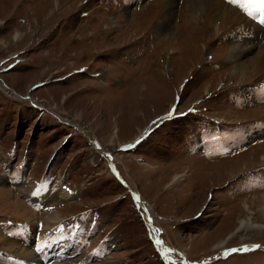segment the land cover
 I'll list each match as a JSON object with an SVG mask.
<instances>
[{
	"label": "rangeland",
	"instance_id": "1",
	"mask_svg": "<svg viewBox=\"0 0 264 264\" xmlns=\"http://www.w3.org/2000/svg\"><path fill=\"white\" fill-rule=\"evenodd\" d=\"M204 5L0 0V264L32 230L42 264H264V62L237 73L252 29L193 31Z\"/></svg>",
	"mask_w": 264,
	"mask_h": 264
},
{
	"label": "bare ground",
	"instance_id": "2",
	"mask_svg": "<svg viewBox=\"0 0 264 264\" xmlns=\"http://www.w3.org/2000/svg\"><path fill=\"white\" fill-rule=\"evenodd\" d=\"M197 1H199V0H197ZM169 2V1H168ZM226 0H205V5L204 6H206V14H204V15H201L200 13H198V12H194L193 14H192V16H191V20L190 21H192V22H195L196 24H195V26L193 25V28H191V29H193V31H194V29L197 31V26L199 27V26H204V24L205 23H209L210 21V24L212 23V21H214V20H217V21H219L220 22V24L218 25V26H215V25H212V28L214 29V33L216 34V32H217V30H220V28L222 27L221 25H223V24H225L227 21H229L230 19H234V21L233 22H235V21H237L236 23H237V26L239 27V30H238V33H237V36H238V38L241 36V34H242V32H245V30L246 29H252V32H246L248 35L247 36H251V38L250 39H247L246 41H248L247 43L246 42H244L243 44L242 43H235V42H237L238 41V39H234V43L233 44H231V46L229 47V49H228V47H227V50H229V52L228 53H230L229 54V61H235L236 63H238L239 65H237L238 67H237V69L239 70V72H237V73H242V75H245V74H247L246 72H247V70H248V68H250V67H253V65H254V63H256L255 61H263L264 62V45L262 46V48L258 51L259 53L258 54H256L255 55V57H249V56H242V54L243 53H247V54H250V52H252L253 50H255V49H257V46L255 45V43H254V40L256 39L257 40V42L258 41H263L264 40V27H262V26H260V25H258L257 23H255L252 19H250V18H247V17H245V18H243V17H241L239 14H237V12L233 9V8H230L228 5H226ZM239 2L241 3V4H245V3H247V0H239ZM160 3V2H159ZM200 3V2H199ZM203 3H204V1H203ZM198 4V3H197ZM202 5V4H201ZM161 7V6H160ZM168 7V6H167ZM199 8V7H198ZM201 9V8H200ZM192 10H193V8H192ZM196 11V10H195ZM184 13V12H183ZM188 13V12H187ZM190 14V13H189ZM262 14H263V16H264V11L262 12ZM185 15V14H184ZM242 15V14H241ZM243 16V15H242ZM188 17H190V16H188ZM248 19V20H247ZM186 22V21H185ZM188 22V21H187ZM263 22H264V20H263ZM216 23V22H215ZM186 24V23H185ZM160 27H162L163 28V30L164 29H166L165 28V26H163V25H160ZM237 28V27H236ZM206 29V28H205ZM201 30V29H200ZM165 32V31H164ZM204 32V31H203ZM191 34V33H190ZM235 34V33H234ZM202 35H204V34H202ZM236 36V35H235ZM204 37V36H203ZM192 38V37H191ZM243 38V37H242ZM232 39V38H231ZM199 40V39H198ZM202 40V39H201ZM201 40H199V41H193L192 43H190V44H192V45H194V47H197V44L198 45H202V41ZM239 41H240V39H239ZM238 41V42H239ZM185 42V41H184ZM191 42V41H190ZM233 42V41H232ZM192 49V48H191ZM226 49V48H225ZM224 49V50H225ZM188 50H190V49H188ZM193 50V49H192ZM196 51V50H195ZM189 53V52H188ZM228 56V55H227ZM190 57H191V55H190ZM187 59V58H186ZM242 59V60H241ZM255 59V60H254ZM186 63L187 64H189V63H191V61H189V59H188V61H186ZM258 64V63H257ZM191 65V64H190ZM256 65V64H255ZM233 68H234V66H233ZM235 69V68H234ZM235 71V70H234ZM255 73H252L251 75H254ZM244 77V76H243ZM260 79H258V83H256L255 82V84L256 85H260V83L262 84V91L264 90V75L263 76H260L259 77ZM261 78H263V79H261ZM254 84V85H255ZM249 87H251V86H249ZM252 88V87H251ZM257 89H258V87H257ZM252 90V89H251ZM256 90V89H255ZM244 93H245V91H244ZM59 118V117H58ZM59 120H61V118L59 119ZM62 121V120H61ZM63 122V121H62ZM64 123H66V122H64ZM260 122H258L257 124H254L253 126L251 125L250 127H246V128H249V131H248V133H252V131L253 130H260V129H262V128H260L261 127V125L263 124V122L262 123H260ZM256 125V126H255ZM264 127V126H263ZM260 128V129H259ZM236 132V131H235ZM248 133H245V135H247ZM239 134V135H238ZM244 135V132L243 131H241L240 133L238 132L237 133V135H235L236 137L237 136H239V137H242L241 135ZM256 153H258V152H256ZM253 160V159H252ZM264 162V160L261 162V163H263ZM260 163V164H261ZM247 164L248 163H246V164H244V163H242V165H241V167H236L238 170H240L239 168H241V169H245L246 167H248L247 166ZM216 171V170H215ZM229 171V172H228ZM227 171V174L228 173H230V175H232V174H234V172H235V170H233V171H231V170H228ZM42 186V184H40V185H38L37 186V189L35 190V192L33 191V194H31L30 196V198L32 199V201H34L33 200V195H39V201L37 202L38 204L39 203H41V197H40V193L39 192H44L45 194H47L46 192H49V194H47V195H49V196H56L57 195V193L55 192V194H53V191L51 192L50 191V189H49V191H47L46 190V188H43V187H41ZM65 188H67V187H65ZM60 189H62V188H60ZM67 189H69V188H67ZM70 190V189H69ZM55 191V190H54ZM57 191H58V189H57ZM12 192H15V191H12ZM59 194H60V197L62 198V197H70V194L69 193H66L65 192V190H61L60 192H59ZM256 199V198H255ZM45 201V200H44ZM43 201V202H44ZM28 214V213H27ZM33 217V214H31V217L29 216V217H26V223L24 224V225H20L19 223H16L15 221H12V220H6L5 221V224H6V227L10 224H13V225H16V226H34L31 222L32 221H30L31 219L30 218H32ZM58 218V216H53L52 218H50L51 220H54V219H57ZM241 223L243 224L244 223V221L242 220L241 221ZM8 228V227H7ZM12 228H14V227H11V229ZM15 229V228H14ZM17 230V229H16ZM23 230V229H22ZM6 231H7V229H6ZM18 231V230H17ZM34 231L35 230H32V231H30L29 233H27L26 234V236L24 237V238H21V237H13L12 235H11V233L10 232H8L9 233V235H10V237L11 238H14L15 239V241H18V249H12L13 251H14V254L16 255V256H22V257H25L26 258V260H28V259H36V254H33L35 251H34V249H36L37 248V244H34V243H32V241L35 239V237H33V235H34ZM24 234V233H23ZM17 238H19V239H17ZM33 238V239H32ZM20 244L23 246H20ZM25 246H28V248L30 247V248H32V252L33 253H31V251L29 250V249H27V248H25ZM217 246H218V244H217ZM10 250V249H9ZM36 253V252H35ZM92 253H93V250H92ZM2 259H4L5 258V260H7L6 259V254L4 255V256H2L1 257ZM14 258V257H13ZM14 259H16V258H14ZM48 263H50V264H64L63 262H58L57 260H52V261H50V262H47V263H45V264H48Z\"/></svg>",
	"mask_w": 264,
	"mask_h": 264
},
{
	"label": "snow or ice",
	"instance_id": "3",
	"mask_svg": "<svg viewBox=\"0 0 264 264\" xmlns=\"http://www.w3.org/2000/svg\"><path fill=\"white\" fill-rule=\"evenodd\" d=\"M230 4H237L239 3V0H228ZM250 6H264V0H247V3L245 4H240V7L244 9L245 11L248 12L249 15L252 14V7ZM159 243V241H157ZM255 247H259V245H256ZM42 249H37V251H40ZM242 250H247V249H242ZM233 252L237 251V249H232Z\"/></svg>",
	"mask_w": 264,
	"mask_h": 264
},
{
	"label": "water",
	"instance_id": "4",
	"mask_svg": "<svg viewBox=\"0 0 264 264\" xmlns=\"http://www.w3.org/2000/svg\"><path fill=\"white\" fill-rule=\"evenodd\" d=\"M157 248L160 249V253H162V255H163V253H164L163 249L160 246H158V245H157ZM163 257H165V255H163Z\"/></svg>",
	"mask_w": 264,
	"mask_h": 264
}]
</instances>
